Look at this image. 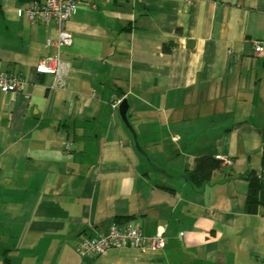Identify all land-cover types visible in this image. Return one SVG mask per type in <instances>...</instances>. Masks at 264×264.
Segmentation results:
<instances>
[{
  "label": "crops",
  "instance_id": "1",
  "mask_svg": "<svg viewBox=\"0 0 264 264\" xmlns=\"http://www.w3.org/2000/svg\"><path fill=\"white\" fill-rule=\"evenodd\" d=\"M38 1L0 0V69L24 81L0 91V264H264V214L245 208L264 154V0H78L56 76L34 70L57 53L22 17ZM122 98L173 177L135 151ZM200 156L220 168L192 184ZM111 224L163 229L165 247L80 259Z\"/></svg>",
  "mask_w": 264,
  "mask_h": 264
},
{
  "label": "built area",
  "instance_id": "2",
  "mask_svg": "<svg viewBox=\"0 0 264 264\" xmlns=\"http://www.w3.org/2000/svg\"><path fill=\"white\" fill-rule=\"evenodd\" d=\"M78 0H41L33 3L22 11V17L29 23L38 22L52 28L46 40V47L57 50L54 56H45L34 66L38 75L56 76L63 70L60 54L73 44V35L68 30L67 23L78 8ZM254 51L260 52L263 46L255 42ZM24 81L19 75L6 73L0 69V91L4 94L23 89ZM121 99H116L111 107L115 111ZM227 164L231 161L226 160ZM165 247L163 229L153 236H145L137 227L127 224H111L101 233L88 234L77 243L80 259H94L106 255L114 249H148L154 252L162 251Z\"/></svg>",
  "mask_w": 264,
  "mask_h": 264
},
{
  "label": "trees",
  "instance_id": "3",
  "mask_svg": "<svg viewBox=\"0 0 264 264\" xmlns=\"http://www.w3.org/2000/svg\"><path fill=\"white\" fill-rule=\"evenodd\" d=\"M164 51H169L168 47L163 48ZM262 170H251L245 175L248 182V191L246 194L245 208L248 211L261 209L264 214V154L262 155ZM220 168V160L211 156H200L195 159V167L189 173V179L192 184H198L206 180L210 173Z\"/></svg>",
  "mask_w": 264,
  "mask_h": 264
},
{
  "label": "water",
  "instance_id": "4",
  "mask_svg": "<svg viewBox=\"0 0 264 264\" xmlns=\"http://www.w3.org/2000/svg\"><path fill=\"white\" fill-rule=\"evenodd\" d=\"M128 109H129L128 100L126 98H122L119 105H118L117 112H118V115H119L122 123L125 125V127L127 128L128 132L130 133V135L132 137L135 151L146 161L148 167L150 168V170L152 172L162 174V175L167 176V177H173V175L169 174L166 170H164L161 167L154 164L151 161L148 154L140 146L138 139H137V134H136L135 130L133 129V127L129 121L128 115H127Z\"/></svg>",
  "mask_w": 264,
  "mask_h": 264
}]
</instances>
